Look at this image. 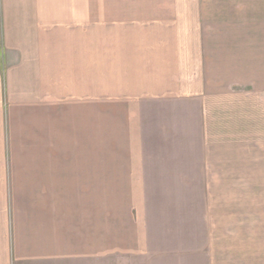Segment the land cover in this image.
<instances>
[{
  "label": "crops",
  "instance_id": "0c3cea01",
  "mask_svg": "<svg viewBox=\"0 0 264 264\" xmlns=\"http://www.w3.org/2000/svg\"><path fill=\"white\" fill-rule=\"evenodd\" d=\"M85 6L0 0V264H100L138 252L139 188L153 186L205 207V246L188 264H255L250 248L229 247L226 220L242 211L261 223L264 153L229 161L223 151L222 140L242 135L213 131L211 61L156 33L157 21L100 22Z\"/></svg>",
  "mask_w": 264,
  "mask_h": 264
},
{
  "label": "rangeland",
  "instance_id": "374dc122",
  "mask_svg": "<svg viewBox=\"0 0 264 264\" xmlns=\"http://www.w3.org/2000/svg\"><path fill=\"white\" fill-rule=\"evenodd\" d=\"M78 1L83 3L84 11L87 8L85 5L93 2V9H99L100 22L132 21L133 28H142L157 21L159 32H156L159 28L156 25L152 33L162 36L167 34V38L178 36L181 43L186 42L188 51H193L194 47V50H201L198 55L205 63V60L212 63L210 69L215 84L211 93L213 131L217 132L224 126L228 128L229 134L242 135L238 139L229 138L227 142L222 140L225 146L223 151L227 152L229 161L239 158L251 160L252 152L264 153V0ZM150 31L151 29L148 32ZM188 43L193 45L190 50ZM197 135L195 133V140L199 139ZM186 145L198 146V141ZM257 157L260 159L258 168L261 170L262 187L259 191V209L262 211L264 155L258 154ZM234 167L237 172V164ZM166 177L168 176L164 174V178ZM139 189L141 193L144 192V202L140 206L141 220L145 216L142 223V249L113 256L101 255L100 264H183L184 261L188 264L194 255L201 257L197 252L201 250V246H205V242L197 240V235L207 232L209 227L206 220H201L206 211L198 198L197 202L189 200L183 203L179 199L185 200L186 191L181 192L176 187L153 186ZM188 189L193 195V192L197 196L201 193V187L198 186ZM228 193L235 195L229 189ZM187 213L191 217L187 218L190 222L189 232L179 234V220ZM258 221L255 216L242 211L228 214L226 233L229 235V247L231 244L233 247H239V244L248 247L249 259L253 257L255 264H264V231L260 229V234H252L255 228L264 227V217L260 219V224ZM222 222L220 227L226 224L225 221Z\"/></svg>",
  "mask_w": 264,
  "mask_h": 264
}]
</instances>
